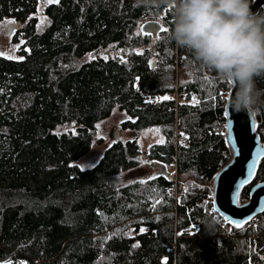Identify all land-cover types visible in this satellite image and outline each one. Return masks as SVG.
I'll list each match as a JSON object with an SVG mask.
<instances>
[{"label":"trees","instance_id":"16d2710c","mask_svg":"<svg viewBox=\"0 0 264 264\" xmlns=\"http://www.w3.org/2000/svg\"><path fill=\"white\" fill-rule=\"evenodd\" d=\"M5 19L21 28L0 54V264H264V211L234 225L212 208L230 82L168 38L173 4L0 0ZM115 107L121 133L80 167ZM254 117L264 142V105ZM152 127L163 140L142 150ZM156 161L176 179L150 177ZM262 180L264 156L239 201Z\"/></svg>","mask_w":264,"mask_h":264},{"label":"clouds","instance_id":"9594fccd","mask_svg":"<svg viewBox=\"0 0 264 264\" xmlns=\"http://www.w3.org/2000/svg\"><path fill=\"white\" fill-rule=\"evenodd\" d=\"M156 2V0H153ZM173 4L169 39L203 68L235 86L231 109L254 114L264 105V11L253 0H159Z\"/></svg>","mask_w":264,"mask_h":264},{"label":"water","instance_id":"95a60500","mask_svg":"<svg viewBox=\"0 0 264 264\" xmlns=\"http://www.w3.org/2000/svg\"><path fill=\"white\" fill-rule=\"evenodd\" d=\"M263 5L264 0H253L252 9L259 11ZM156 27L154 24L150 29ZM5 28L7 32L12 29L18 31L21 24L18 21H7ZM145 28L147 29V25ZM96 54L97 50L93 51L92 56ZM235 90V86L230 83L225 102V138L232 155L213 177L212 208L224 220L241 225L264 211V180L254 182L249 187L248 199L239 201L242 186L253 180L258 163L264 156V142L255 128L254 114L236 113L231 109L229 101L235 95ZM117 136L118 132L115 130L113 138ZM150 164L156 167L150 177L173 178L165 163L156 161Z\"/></svg>","mask_w":264,"mask_h":264},{"label":"rangeland","instance_id":"374dc122","mask_svg":"<svg viewBox=\"0 0 264 264\" xmlns=\"http://www.w3.org/2000/svg\"><path fill=\"white\" fill-rule=\"evenodd\" d=\"M8 19L3 20V23H0V54L5 57H15L17 55L16 49L17 46L11 41V35L14 29L11 32H7L5 28V23ZM48 21L47 16L43 13L42 10L38 11V27H43ZM119 111L116 107L113 109L111 115L101 121H99L98 126L96 127V133L93 138L92 146L90 151L79 158L76 162L82 168H88L93 166L100 158L103 149L107 143L111 142V137L114 135L115 130H118L120 134V121L125 116ZM72 129L70 124L59 125L56 128L57 132L67 131ZM125 138L132 137V132L127 130L123 133ZM162 139V135L156 127L148 128L142 132L141 138L138 139L139 145L144 149L148 148L149 145L159 142ZM156 168H153L148 173H154ZM174 172V171H173ZM127 173H122L119 175V179H122V183L126 182ZM175 180V179H173Z\"/></svg>","mask_w":264,"mask_h":264},{"label":"built area","instance_id":"2783aa9c","mask_svg":"<svg viewBox=\"0 0 264 264\" xmlns=\"http://www.w3.org/2000/svg\"><path fill=\"white\" fill-rule=\"evenodd\" d=\"M220 91H221V98H222V100L226 101L227 96H228V92L225 91L223 88H221ZM218 130L219 131H222V132L225 131V124L219 126L218 127ZM174 179H176V175H175V178ZM176 190H178V189H176ZM167 245L171 249L172 248V245H173V247H175V242L174 243L169 242Z\"/></svg>","mask_w":264,"mask_h":264},{"label":"crops","instance_id":"0c3cea01","mask_svg":"<svg viewBox=\"0 0 264 264\" xmlns=\"http://www.w3.org/2000/svg\"><path fill=\"white\" fill-rule=\"evenodd\" d=\"M144 131H145V130H144ZM141 134H142V133H141ZM140 138H141V135H140L139 139H140ZM162 140H163V137H162L161 141H162ZM161 141H159V142H161ZM149 146H150V145H149ZM149 146H148V147H149ZM140 148H141L142 150H147V149H148V148H144V149H143L141 146H140Z\"/></svg>","mask_w":264,"mask_h":264},{"label":"snow or ice","instance_id":"6c2138e0","mask_svg":"<svg viewBox=\"0 0 264 264\" xmlns=\"http://www.w3.org/2000/svg\"><path fill=\"white\" fill-rule=\"evenodd\" d=\"M164 99H169V97H164ZM162 142V141H161Z\"/></svg>","mask_w":264,"mask_h":264}]
</instances>
